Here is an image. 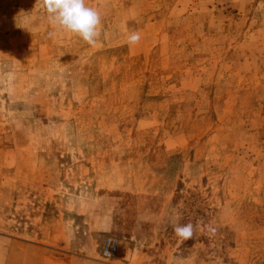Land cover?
<instances>
[{"label":"rangeland","instance_id":"rangeland-1","mask_svg":"<svg viewBox=\"0 0 264 264\" xmlns=\"http://www.w3.org/2000/svg\"><path fill=\"white\" fill-rule=\"evenodd\" d=\"M86 6L0 0V264H264V0Z\"/></svg>","mask_w":264,"mask_h":264},{"label":"clouds","instance_id":"clouds-1","mask_svg":"<svg viewBox=\"0 0 264 264\" xmlns=\"http://www.w3.org/2000/svg\"><path fill=\"white\" fill-rule=\"evenodd\" d=\"M42 4L50 21L60 28L77 35L90 45L99 37L101 15L94 8L86 6V0H42ZM140 39V34L134 32L128 36L127 43L129 46L135 45ZM174 231L180 239H188L193 235V226H175Z\"/></svg>","mask_w":264,"mask_h":264},{"label":"built area","instance_id":"built-area-1","mask_svg":"<svg viewBox=\"0 0 264 264\" xmlns=\"http://www.w3.org/2000/svg\"><path fill=\"white\" fill-rule=\"evenodd\" d=\"M120 250V243L119 240L115 237H107L101 247L100 255L109 260L115 257Z\"/></svg>","mask_w":264,"mask_h":264}]
</instances>
